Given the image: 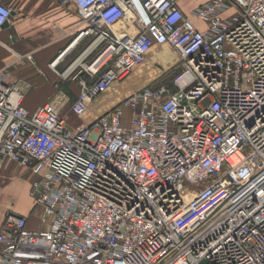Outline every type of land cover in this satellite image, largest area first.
I'll use <instances>...</instances> for the list:
<instances>
[{"label":"built area","instance_id":"1","mask_svg":"<svg viewBox=\"0 0 264 264\" xmlns=\"http://www.w3.org/2000/svg\"><path fill=\"white\" fill-rule=\"evenodd\" d=\"M63 2L85 27L51 66L90 39L60 74L79 82L74 115L154 45L179 69L73 127L66 93L30 112L0 72V169L29 170L43 210L37 229L5 217L0 264H264V0L208 2L194 11L205 31L180 0ZM13 13L0 0V31ZM128 16L136 35L116 30Z\"/></svg>","mask_w":264,"mask_h":264},{"label":"crops","instance_id":"2","mask_svg":"<svg viewBox=\"0 0 264 264\" xmlns=\"http://www.w3.org/2000/svg\"><path fill=\"white\" fill-rule=\"evenodd\" d=\"M210 1L212 0H180L179 7L195 22L198 29L205 31L208 25L195 20L194 11ZM8 2L14 8V13L5 28L0 31V72H6L8 85L18 86L25 96L24 107L30 112L51 102L57 95L66 93L70 99L65 110L69 124L73 127L80 123H91L112 111L134 91L167 77L166 70L161 69L165 68V64L167 66L179 64V56L171 46L154 45L146 62L127 80L114 83L95 99L85 116H76L71 112L70 106L79 94V82L71 78L63 80L60 74L67 71L69 73L75 68L77 63L74 62L82 57L90 39H82L72 46L55 68L51 63L73 43L85 27L78 8L72 3L64 4L63 0H8ZM116 30L123 35L138 33L132 16L119 23ZM92 58L93 56L89 59ZM76 118H82L83 122H75ZM31 212L28 208L17 214H30L29 227L37 229L42 212L36 211L34 215ZM4 219L0 218V227Z\"/></svg>","mask_w":264,"mask_h":264},{"label":"rangeland","instance_id":"3","mask_svg":"<svg viewBox=\"0 0 264 264\" xmlns=\"http://www.w3.org/2000/svg\"><path fill=\"white\" fill-rule=\"evenodd\" d=\"M165 65V68L161 69L166 70L168 75L163 82L169 84L172 77L178 73V68L177 65ZM155 84L154 86L157 87ZM74 121L83 122V119L76 118ZM5 167L0 169V218H5L9 213L22 212L28 208L31 209L33 215L38 211L39 213L43 212L37 200L32 196L34 179L30 172L18 164H10L7 168Z\"/></svg>","mask_w":264,"mask_h":264},{"label":"bare ground","instance_id":"4","mask_svg":"<svg viewBox=\"0 0 264 264\" xmlns=\"http://www.w3.org/2000/svg\"><path fill=\"white\" fill-rule=\"evenodd\" d=\"M203 31V30H202ZM177 53V52H176ZM178 54V53H177ZM179 56V55H178ZM179 64H180V59H179ZM179 64L176 66L178 69H179ZM178 71V70H177ZM25 216H29L30 217V215H25Z\"/></svg>","mask_w":264,"mask_h":264},{"label":"water","instance_id":"5","mask_svg":"<svg viewBox=\"0 0 264 264\" xmlns=\"http://www.w3.org/2000/svg\"><path fill=\"white\" fill-rule=\"evenodd\" d=\"M41 189V188H40ZM38 195V193L36 194V196Z\"/></svg>","mask_w":264,"mask_h":264},{"label":"trees","instance_id":"6","mask_svg":"<svg viewBox=\"0 0 264 264\" xmlns=\"http://www.w3.org/2000/svg\"><path fill=\"white\" fill-rule=\"evenodd\" d=\"M170 83V82H169Z\"/></svg>","mask_w":264,"mask_h":264}]
</instances>
